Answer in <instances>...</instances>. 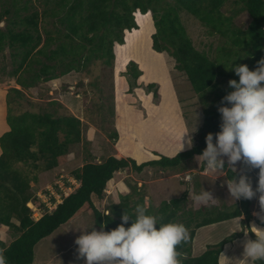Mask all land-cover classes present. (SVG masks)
<instances>
[{"label": "trees", "instance_id": "trees-1", "mask_svg": "<svg viewBox=\"0 0 264 264\" xmlns=\"http://www.w3.org/2000/svg\"><path fill=\"white\" fill-rule=\"evenodd\" d=\"M227 3L238 5V10L246 12L249 23L245 29L232 27L233 17L222 12ZM38 7H42L41 11ZM182 11L230 39L232 44L244 46L250 69L257 67V62L264 57V0H0V23L3 22L0 56L5 57L8 50L11 64L9 69L1 66L0 72L14 77L22 89L71 72L89 71L98 62L112 68L116 44V55L126 56L128 61L123 72L127 92H132L139 87L141 79L147 78L150 52L156 55L167 52L204 105L203 121L193 147L167 154L142 146L138 154L109 155L100 162L87 161L71 172L78 186L63 197L52 212H45L35 221L27 203L44 205L38 201L36 192L31 191L29 176L15 165L32 163L45 171L62 168L72 146L82 141V121L68 110L60 115L52 111L14 114L11 104L23 99V92L10 88L6 94L5 117L9 129L0 135V226L12 227L19 235L8 245L0 238V257L6 264H32L35 245L76 217L83 208L92 213L95 228L105 222V230L115 228L121 223L122 214L134 213L136 207L144 203L145 196L143 188L131 186L127 193L118 196V202L111 201L106 206L107 213H102L94 204L93 196L104 197L115 173L126 170L140 173L147 167L184 172L186 164L206 147V135L219 131L221 118L217 109L227 93L219 88L217 76L227 74L237 80L238 76L225 73L215 60L195 48L181 22ZM118 81L121 91L125 86L121 75ZM146 88L152 92L153 99L158 98L155 83H148ZM213 92L215 98H210ZM122 108L119 104L120 125L123 124ZM110 112L114 116V105ZM110 136L117 138V130ZM224 171L229 181L234 175L237 178L242 175L227 168ZM186 201L187 193L184 192L179 197L161 201L157 208L151 206L150 211L162 216L165 222L182 223L188 229L189 239L177 249L181 264H219L223 246L241 238L243 229L250 228L251 200L241 198L226 209L205 204L194 210L186 208ZM242 215L241 232L207 245L200 256L192 255L193 238L199 228ZM257 223L264 226L261 221ZM249 235L255 239L254 233L249 232ZM256 264H264V261Z\"/></svg>", "mask_w": 264, "mask_h": 264}, {"label": "rangeland", "instance_id": "rangeland-1", "mask_svg": "<svg viewBox=\"0 0 264 264\" xmlns=\"http://www.w3.org/2000/svg\"><path fill=\"white\" fill-rule=\"evenodd\" d=\"M239 8L238 5L227 3L222 12L225 16L231 15L233 17L232 27L245 29L249 23V18L246 12L238 10ZM38 9L41 11L42 7H38ZM180 19L195 48L206 53L210 59L215 60L219 68L225 73L235 75L234 71L228 68L232 66V61L236 57V60L233 61L234 64H247L244 46L232 44L230 39L212 31L186 11L180 13ZM41 24H43L42 21ZM2 25L3 22L0 23V26ZM153 32L154 29L151 33ZM115 49L116 44L112 68L105 67L98 62L94 63L89 71L71 72L58 79L41 82L36 87L28 89H22L14 77H9L0 72V80L2 81L0 84V132L5 128L6 94L10 88L21 89L23 92V99L15 100L11 104L14 114L24 111H52L60 115L68 110L82 121V141L72 146L68 161L62 168L45 171L40 166L34 167L32 163L15 165L29 176L33 193L36 192L43 196L42 191L46 188H51L55 192L57 182L62 184L60 179L71 177V172L80 168L87 161L100 162L109 155L117 157L128 155L130 151L128 146L131 145L135 148L137 144L134 143L135 137L130 135L129 130H136L140 141L149 142L152 147L163 149L167 154L178 151L179 138L184 131H192L190 135L193 144L195 143L197 131L203 121L202 109L204 105L201 104L199 94L193 92L185 74L175 68V60L167 52H163L161 55L150 52L148 60H150L151 66L149 65L150 70L147 78L141 79L139 87L132 92H127L128 84L123 72L128 61L126 56L116 55ZM4 56H0V68L5 65L9 69L11 64L9 63L8 50L5 51ZM120 75L125 82L121 91L118 81ZM230 79L232 77L227 74L217 76L218 86L224 91V94L232 91L228 86ZM151 82L156 85L155 89L158 92L156 99H153L152 92L146 88V85ZM214 92L210 93V98H215ZM220 94L221 92L218 96ZM51 102H57L61 107ZM119 104H122L123 107V124L120 133L117 131L118 137L112 138L110 135L116 129L115 121L118 117ZM113 105L114 116L110 112ZM151 118L155 120L152 125L154 128L148 132L146 124L147 120L152 121ZM124 127L128 131L127 136H130V144L124 138L126 135ZM145 132H148L147 138ZM152 132L154 142L151 138ZM144 137L146 141H144ZM198 159L197 156L187 163L184 172L153 167H147L140 173L132 170L117 172L107 184L104 197L98 199L93 196V202L102 213H107L106 206L111 201L118 202L120 194L127 193L131 186H136L143 188L144 201L147 198L153 208H157L161 201L179 197L184 192L187 193V209L194 210L205 204L208 206L217 205L219 208L226 209L237 204L239 199L234 201L228 191L226 182L230 181L225 177V171L210 172L207 168L200 169ZM236 169V172L249 177L255 190L258 186L259 169L242 163H238ZM74 188L72 186L71 190L73 191ZM63 190L64 195L69 194L67 183ZM259 196L260 193L256 192V195L250 199L252 215L250 223L256 221L254 223L257 224V221H260L258 215H255L256 213L264 214ZM56 197L58 201L61 200L58 195ZM42 200L44 202V199ZM28 206L32 208L31 216H39L40 212L38 211L42 208L37 210L30 202ZM242 217L244 218V215ZM12 221L18 224L15 218ZM231 224L232 222L227 223L225 227L228 228ZM92 225V213L83 208L76 217L58 227L35 245L32 264H84V259L78 257V246L74 241L81 234L80 229H87ZM88 230L90 231V229ZM228 230L230 231L227 229L224 233ZM244 231L248 230L243 229ZM220 233L222 232L218 230L213 235L217 236ZM18 235L19 232L16 229L4 225L0 226V238L5 244L8 245Z\"/></svg>", "mask_w": 264, "mask_h": 264}, {"label": "clouds", "instance_id": "clouds-1", "mask_svg": "<svg viewBox=\"0 0 264 264\" xmlns=\"http://www.w3.org/2000/svg\"><path fill=\"white\" fill-rule=\"evenodd\" d=\"M233 61L228 69L234 71L238 80L228 81L232 91L222 97L217 109L221 118L219 131L206 135V147L198 161L210 172H222L227 168L236 173L238 163L258 168L259 180L255 190L246 175L238 178L234 175L226 183L234 201L252 199L259 192L261 209L264 210V57L254 69ZM190 132L181 134L178 153L186 147H193ZM150 208V201L146 198L134 213L124 212L121 223L115 228L105 230V222L99 229L93 225L80 229L81 234L74 241L78 246V257L84 259V264H181L177 249L189 239L188 229L182 223L165 222ZM255 215L264 223V214ZM242 218L240 216L239 221ZM247 229L245 237L252 232L255 239H245L241 260L245 264L264 261V228L253 225ZM0 264H6L2 257Z\"/></svg>", "mask_w": 264, "mask_h": 264}, {"label": "crops", "instance_id": "crops-1", "mask_svg": "<svg viewBox=\"0 0 264 264\" xmlns=\"http://www.w3.org/2000/svg\"><path fill=\"white\" fill-rule=\"evenodd\" d=\"M1 106V105H0ZM2 109V107H1ZM119 117V116H118ZM118 117L116 118V121H115V127L118 131V133H120V129H121V125H119L118 123ZM150 117V115H149ZM151 120H147V131L150 132L153 130V123H155V120H153V118H151ZM4 122V120H3ZM4 125H5V128L0 132V135L5 132L6 130L9 129V127L7 126L6 122H4ZM124 130H125V127H124ZM127 129L125 130V134L127 133ZM131 132V133H130ZM148 132H145V136L147 138L148 136ZM129 133L131 136L135 137V144H136V147L133 148V146L129 145L128 146V149L130 150L129 151V154H136V153H139V150L142 146L144 147H147L149 149H153V150H158V151H162L164 152L163 149H159V148H156V147H152L150 145L149 142H142L140 141L138 134H137V131H131L129 130ZM121 135V134H120ZM119 135V137H120ZM124 138L126 139V142H128L130 144V136L127 134L124 136ZM145 138V137H144ZM146 138L144 141H146ZM152 141L154 142V135H153V132H152ZM0 153H1V149H0ZM258 212V211H257ZM259 219V218H258ZM242 219H240L239 221V217L237 218H234V219H229V220H225V221H221V222H218V223H214V224H211V225H207V226H204V227H201L199 228L196 233H195V236L193 238V242H192V255L193 256H200L206 249L207 245H212V244H215L216 242H219L220 240H222L223 238H225L226 236L234 233V232H239L242 230L243 226H244V223H242ZM260 220V219H259ZM231 226L230 227H225V225L227 223H231ZM256 221H253L252 223L249 224V226H257V227H261V228H264V226L262 225H258V223H254ZM227 229H230V231H226L224 233L225 230ZM218 230H220V233L219 235L215 236L213 235V233L215 232H218ZM215 238V239H214ZM245 239H251L249 235H247V237H245V234L241 237V238H238L236 240H234L233 242H230V243H226L221 251V253L219 254V259H218V263L219 264H245V262L242 259V253H243V243L245 241Z\"/></svg>", "mask_w": 264, "mask_h": 264}, {"label": "built area", "instance_id": "built-area-1", "mask_svg": "<svg viewBox=\"0 0 264 264\" xmlns=\"http://www.w3.org/2000/svg\"><path fill=\"white\" fill-rule=\"evenodd\" d=\"M60 181H62V184H60V182H57V184H56L57 190L55 192L51 188H46L45 190L42 191L43 196L36 194L38 201L40 200V203L43 204L44 207H41V205L36 206L33 202H30V204H32L33 207L36 208L37 210H39L40 208L43 209V210L41 209L42 211L41 210L38 211V212H40L39 216H32V218L35 221L38 220L40 217H42L45 212H49V213L52 212L56 208V206L62 202L63 197L68 195V194L64 195L65 193L63 190V187L66 186V182H68L67 187L69 189V193L72 192V190H71L72 186L77 187L78 183H79L73 177H69L67 179L62 178V179H60ZM56 195H58L61 198L60 201H58V198L56 197ZM51 198H54V201H52ZM42 199H44V202ZM28 205H29V203H28ZM52 206H54V207H52ZM29 207L31 208V206H29ZM31 210H32V208H31ZM36 214H37V212H36Z\"/></svg>", "mask_w": 264, "mask_h": 264}]
</instances>
